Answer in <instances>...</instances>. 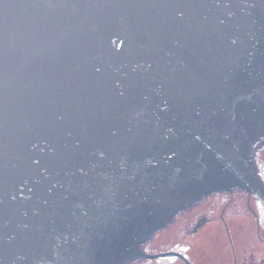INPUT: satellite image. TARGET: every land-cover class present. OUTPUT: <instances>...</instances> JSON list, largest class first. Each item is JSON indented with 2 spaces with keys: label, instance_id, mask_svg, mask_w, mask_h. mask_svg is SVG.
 Segmentation results:
<instances>
[{
  "label": "water",
  "instance_id": "water-1",
  "mask_svg": "<svg viewBox=\"0 0 264 264\" xmlns=\"http://www.w3.org/2000/svg\"><path fill=\"white\" fill-rule=\"evenodd\" d=\"M263 144L264 0H0V264H191L143 246Z\"/></svg>",
  "mask_w": 264,
  "mask_h": 264
},
{
  "label": "flooded vegetation",
  "instance_id": "flooded-vegetation-1",
  "mask_svg": "<svg viewBox=\"0 0 264 264\" xmlns=\"http://www.w3.org/2000/svg\"><path fill=\"white\" fill-rule=\"evenodd\" d=\"M263 149L264 144L256 161L264 181L258 159ZM160 233V252L177 253L191 264H264V204L238 188L211 193L186 207ZM161 264L187 263L173 255L163 256Z\"/></svg>",
  "mask_w": 264,
  "mask_h": 264
},
{
  "label": "rangeland",
  "instance_id": "rangeland-1",
  "mask_svg": "<svg viewBox=\"0 0 264 264\" xmlns=\"http://www.w3.org/2000/svg\"><path fill=\"white\" fill-rule=\"evenodd\" d=\"M260 159V165L264 169V149L259 153V158ZM146 250H163V245L161 242V233H157L153 240L149 243L146 244ZM161 258H152V259H146L143 261L144 264H161Z\"/></svg>",
  "mask_w": 264,
  "mask_h": 264
}]
</instances>
